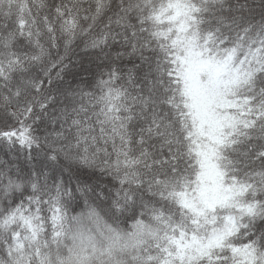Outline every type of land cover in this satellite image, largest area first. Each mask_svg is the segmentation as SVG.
Instances as JSON below:
<instances>
[{"label":"snow or ice","instance_id":"obj_1","mask_svg":"<svg viewBox=\"0 0 264 264\" xmlns=\"http://www.w3.org/2000/svg\"><path fill=\"white\" fill-rule=\"evenodd\" d=\"M0 264H264V0H0Z\"/></svg>","mask_w":264,"mask_h":264}]
</instances>
